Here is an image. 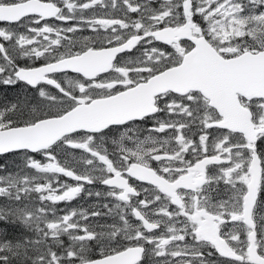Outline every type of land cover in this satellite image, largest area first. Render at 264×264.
<instances>
[{
  "label": "snow or ice",
  "instance_id": "1",
  "mask_svg": "<svg viewBox=\"0 0 264 264\" xmlns=\"http://www.w3.org/2000/svg\"><path fill=\"white\" fill-rule=\"evenodd\" d=\"M0 22V264H264V0H0ZM81 195L108 202L57 209Z\"/></svg>",
  "mask_w": 264,
  "mask_h": 264
},
{
  "label": "rangeland",
  "instance_id": "2",
  "mask_svg": "<svg viewBox=\"0 0 264 264\" xmlns=\"http://www.w3.org/2000/svg\"><path fill=\"white\" fill-rule=\"evenodd\" d=\"M57 24H59L60 22H56ZM62 77V76H61ZM13 90V89H12ZM0 96H2V94H0ZM7 97H9V95H7ZM108 147H109V150H111V148H112V145L111 144H109L108 145ZM74 152H75V154L77 155V156H79V155H81V154H83L82 153V150H73ZM34 155H36V154H34ZM84 155H87V154H84ZM37 158L38 159H42V157H40L39 155H37ZM6 159H12L11 157H7ZM78 170H82V167L81 168H79ZM61 180H68V182L69 183H71V184H75V181H71L69 178H65V177H61ZM88 187H90V188H92L93 190H105V186H103V185H100V184H95V185H92V186H88ZM105 202H108V200H106V199H103V198H101L99 201L97 200V198L96 197H86V196H84V195H81L80 197H78V198H76L74 201H72V202H70V203H74V205H71L70 203H65V202H63V203H65L64 205H62V208L63 209H68V208H84V209H89V210H91L93 207H95L97 204H103V203H105ZM62 203V202H61ZM59 214H63V212L61 211ZM7 234L9 235V236H14V235H16V232H14L13 234L12 233H10V232H7Z\"/></svg>",
  "mask_w": 264,
  "mask_h": 264
},
{
  "label": "flooded vegetation",
  "instance_id": "3",
  "mask_svg": "<svg viewBox=\"0 0 264 264\" xmlns=\"http://www.w3.org/2000/svg\"><path fill=\"white\" fill-rule=\"evenodd\" d=\"M3 22H0V24H2ZM56 23V22H55ZM83 35H90V33L89 32H87V31H85L84 33H83ZM58 77H61L62 76V74H56ZM69 75H72V74H69ZM20 89L19 88H17V89H8L7 91H6V93L3 91V90H0V94H2V95H9V98H11V97H14L15 95H16V92L17 91H19ZM52 91H55V89H52ZM131 183H133V184H137V185H139L141 182H138V181H135L134 179L131 181ZM65 203H59V204H57L56 205V207H57V209L58 210H63V208H62V205H64ZM71 205H74V203H70ZM104 211H106V210H104ZM60 213V212H59ZM109 222H111L110 220H109ZM8 232H10V233H14V232H16V231H14L13 229H11V228H9L8 229ZM64 240H65V243H67L68 241H67V238L66 237H64Z\"/></svg>",
  "mask_w": 264,
  "mask_h": 264
}]
</instances>
